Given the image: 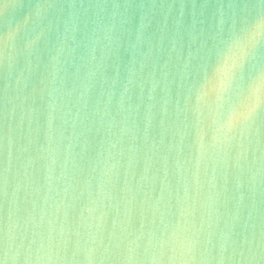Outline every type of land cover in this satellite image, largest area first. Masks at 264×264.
Masks as SVG:
<instances>
[{"label":"water","instance_id":"1","mask_svg":"<svg viewBox=\"0 0 264 264\" xmlns=\"http://www.w3.org/2000/svg\"><path fill=\"white\" fill-rule=\"evenodd\" d=\"M63 2L0 0V264L22 260L29 241L34 264H129L118 242L136 237L142 264H260L259 130L215 132L214 97L193 95L198 51L227 0H76L138 6L92 8L109 23L87 38L52 25L56 10L37 15ZM112 19L109 55L97 29Z\"/></svg>","mask_w":264,"mask_h":264},{"label":"snow or ice","instance_id":"2","mask_svg":"<svg viewBox=\"0 0 264 264\" xmlns=\"http://www.w3.org/2000/svg\"><path fill=\"white\" fill-rule=\"evenodd\" d=\"M134 8L137 5L124 4H92L77 3L76 0H64L63 3H44L37 5V15L46 19L41 10L50 12L52 25L59 28L63 22L64 31L68 33L74 30L77 37L87 38L90 26L104 21L109 23L107 17L93 20L90 10L92 8ZM219 15H213L214 22L203 38L202 46L198 51L196 66L192 71L193 95L203 91L214 97V111L219 126L215 132L224 131L231 133L239 131L244 137L245 131L252 134L259 130L261 143L264 144V0H227L218 5ZM115 15V14H114ZM111 20V27H98L103 39L111 42L112 46L105 44L109 55L119 39L117 24ZM95 36L96 32L93 31ZM39 41V36L27 42L25 47H34ZM67 45V40L65 41ZM65 49H58L57 54L62 55ZM17 231L11 230L5 234V252L13 249V243L17 238ZM132 235V233H129ZM23 241V237H21ZM136 237L129 243V247L123 241L118 242L119 251L130 255L129 264H142L139 257L148 249ZM34 241H29L25 249L24 258L18 259L14 264H34L31 260V246ZM198 241H192L194 249ZM23 246L21 243L20 247ZM164 245L161 244V247ZM43 249V243L37 248V253ZM20 257L19 247L16 249ZM80 250L71 249L73 257ZM71 264H82L73 260ZM87 264H92L88 261ZM160 264H165L161 261ZM219 264V262H217ZM260 264H264V259Z\"/></svg>","mask_w":264,"mask_h":264}]
</instances>
